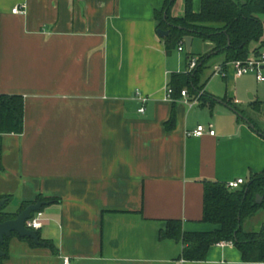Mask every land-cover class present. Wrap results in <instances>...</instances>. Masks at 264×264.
<instances>
[{
	"label": "crops",
	"instance_id": "0c3cea01",
	"mask_svg": "<svg viewBox=\"0 0 264 264\" xmlns=\"http://www.w3.org/2000/svg\"><path fill=\"white\" fill-rule=\"evenodd\" d=\"M166 1L0 0V94L24 100L22 132L0 133V198L12 213L47 202L38 232L56 249L13 236L5 264H63V256L72 264H264L219 242L190 261L182 241L160 238L170 219L185 232L220 229L203 221L205 182L243 178V187L264 172V121L241 107L233 61L218 66L234 82L229 95L206 82L197 93L184 88L192 106L181 95L165 99L172 75L191 61L189 51L184 71L180 44L167 49L157 32ZM201 8L192 0L194 12ZM185 9L176 0L171 15ZM138 92L148 98L144 113ZM249 97L254 109L260 100ZM200 124L216 134L187 135ZM242 226L263 229L264 208Z\"/></svg>",
	"mask_w": 264,
	"mask_h": 264
},
{
	"label": "trees",
	"instance_id": "16d2710c",
	"mask_svg": "<svg viewBox=\"0 0 264 264\" xmlns=\"http://www.w3.org/2000/svg\"><path fill=\"white\" fill-rule=\"evenodd\" d=\"M175 2L176 0H167L163 11L158 14L159 28L170 30V34L164 37L167 49L180 44L186 36L200 37L213 44L211 53L225 55L222 64L226 65L235 60L250 58L251 42L257 43L253 51L254 55L264 46V0H202L199 13L193 11L192 0H186L185 14L173 17L171 9ZM209 55L210 53L199 55L196 67L192 71L172 75L169 86L173 89L174 97L181 95L184 88L197 93L205 86L207 81L201 85L200 83ZM188 56L192 57V53L189 52ZM203 97L206 98V95H202ZM253 103L257 108L261 102ZM23 118V97L0 94V133H21ZM173 121L171 118L167 127L171 128ZM257 129L264 136V130L260 127ZM258 195L263 197L260 203L256 202ZM41 199L39 197V200ZM7 202L0 209V222L16 218L31 204L25 202L18 212L12 213L5 210ZM262 208H264V172L253 173L249 182L238 189H231L226 183L207 181L203 221L219 224L221 228L211 232H185L181 220L170 219L167 220L166 229L160 232V238L182 241L183 258L190 261L205 260L209 248L225 240L231 241L238 247L245 261L264 262V230L247 231L242 226L245 218ZM13 236L28 241L33 247L44 246L56 252L54 244L50 240L41 238L40 235V243H35L32 238L22 237L13 232L11 236L4 237V242L0 241V248L5 252L0 258V264H5L4 261L9 257V241Z\"/></svg>",
	"mask_w": 264,
	"mask_h": 264
},
{
	"label": "rangeland",
	"instance_id": "374dc122",
	"mask_svg": "<svg viewBox=\"0 0 264 264\" xmlns=\"http://www.w3.org/2000/svg\"><path fill=\"white\" fill-rule=\"evenodd\" d=\"M256 42H251L250 44V56L254 57V48L256 47ZM192 53V57H198L199 55H204L207 52L211 51V43L207 40H204L200 37H195L194 45H191L190 50H188L187 45L184 43V50L180 53L183 64L182 69L184 71L187 70L186 67V55L187 52ZM174 57H178L177 51H174ZM191 57V58H192ZM225 60V55L223 53H210L209 57H207L205 62V67L202 71V82L207 81V90L213 93H217L219 95L230 94L231 89L233 88V83L231 78L224 74V72H216V68L220 66ZM228 78V79H227ZM230 78V79H229ZM235 87L237 92V97L242 99L241 107L246 108L251 114L254 115L255 119L262 122L264 121V110L259 105V107H255L254 109L250 107V97L249 93L253 94L256 99L261 101V104L264 105V83H259L256 78L255 74L250 72L245 74L244 76L238 78L235 81ZM261 107V108H260ZM259 122V123H260ZM261 125V123H260Z\"/></svg>",
	"mask_w": 264,
	"mask_h": 264
},
{
	"label": "built area",
	"instance_id": "2783aa9c",
	"mask_svg": "<svg viewBox=\"0 0 264 264\" xmlns=\"http://www.w3.org/2000/svg\"><path fill=\"white\" fill-rule=\"evenodd\" d=\"M13 13H24L25 12V6H15L12 10ZM179 50H184V41H182L179 45ZM197 64V58H192L190 61V69L189 71H192ZM235 76L240 77L247 73H254L255 78L259 83H264V46L261 47L258 52L254 55V57H250L246 60H235L232 62ZM216 72H224L226 75V72L223 71L221 67L216 68ZM173 96V89L169 86L167 88V93L165 96L166 100H171ZM181 96L184 98L185 102L190 104L191 106L196 102L192 101L189 98V92L186 89H183L181 91ZM137 98L139 102L141 103V106L139 108V112L144 113L146 111V103L148 102V98L146 96H143L140 92L137 93ZM211 135L214 136L216 134L215 129L212 124L204 125L200 124L195 129L190 130L187 132L188 136H195V137H202L204 135ZM245 183V180L243 178H238L236 180H232L227 183L228 187L231 189H238ZM26 226L35 230H39L43 226V213L39 210L36 211L34 215L31 216L30 219L26 221ZM220 245L224 244H232L231 241H220ZM63 264H72L71 260L67 256H63Z\"/></svg>",
	"mask_w": 264,
	"mask_h": 264
},
{
	"label": "water",
	"instance_id": "95a60500",
	"mask_svg": "<svg viewBox=\"0 0 264 264\" xmlns=\"http://www.w3.org/2000/svg\"><path fill=\"white\" fill-rule=\"evenodd\" d=\"M157 32L161 37H166L170 34V30H166L163 28H159ZM185 43L187 45L188 50H190L192 45V36H186ZM251 125L254 127L252 123ZM262 200L263 197L258 195L256 202L260 203ZM6 202V198H0V209L6 204ZM46 203L47 202L44 201H37L35 203H31L26 208H24L16 218L0 222V241L4 242L5 236L9 237L12 235L13 232H16L22 237L32 238L35 243H40L38 230L27 227L26 221L31 218L34 212L41 210ZM4 255L5 252L0 248V258H2Z\"/></svg>",
	"mask_w": 264,
	"mask_h": 264
}]
</instances>
